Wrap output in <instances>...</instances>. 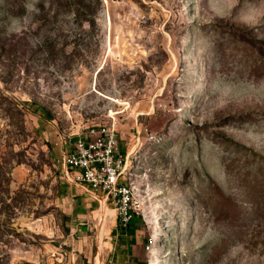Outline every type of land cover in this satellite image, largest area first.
I'll list each match as a JSON object with an SVG mask.
<instances>
[{
  "label": "rangeland",
  "instance_id": "obj_1",
  "mask_svg": "<svg viewBox=\"0 0 264 264\" xmlns=\"http://www.w3.org/2000/svg\"><path fill=\"white\" fill-rule=\"evenodd\" d=\"M112 120L141 209L99 231L63 154ZM97 258L264 264V0H0V264Z\"/></svg>",
  "mask_w": 264,
  "mask_h": 264
},
{
  "label": "built area",
  "instance_id": "obj_2",
  "mask_svg": "<svg viewBox=\"0 0 264 264\" xmlns=\"http://www.w3.org/2000/svg\"><path fill=\"white\" fill-rule=\"evenodd\" d=\"M63 165L69 182L114 205L122 228L127 229L141 206L127 181L128 161L119 145L116 121L93 125L66 143Z\"/></svg>",
  "mask_w": 264,
  "mask_h": 264
},
{
  "label": "bare ground",
  "instance_id": "obj_3",
  "mask_svg": "<svg viewBox=\"0 0 264 264\" xmlns=\"http://www.w3.org/2000/svg\"><path fill=\"white\" fill-rule=\"evenodd\" d=\"M102 200H104V199H102ZM101 200V209H102V218H101V222H100V225H99V231L101 230V228H102V225H103V219H104V216L106 215V214H108V213H106V211H107V206H106V204H105V201H102ZM102 231V230H101ZM99 234H101L100 232H99ZM101 237V236H100ZM99 240V239H98ZM100 259L99 258H97V262H96V264H102V262L101 261H99Z\"/></svg>",
  "mask_w": 264,
  "mask_h": 264
}]
</instances>
